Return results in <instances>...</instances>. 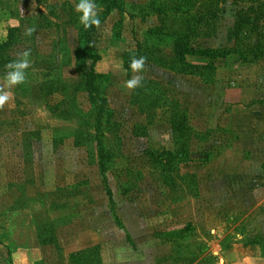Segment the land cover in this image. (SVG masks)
Returning a JSON list of instances; mask_svg holds the SVG:
<instances>
[{"label": "rangeland", "instance_id": "rangeland-1", "mask_svg": "<svg viewBox=\"0 0 264 264\" xmlns=\"http://www.w3.org/2000/svg\"><path fill=\"white\" fill-rule=\"evenodd\" d=\"M118 1L120 9L108 12L95 0L101 23L93 39L100 55L93 87L106 104L105 143L112 150L105 179L96 140L79 142L96 132L75 105L89 112L97 92L75 96L93 63L82 58L80 14L68 6L78 0H0V41L9 26L21 28L13 56L30 51L29 68L37 67L0 109V264H18L13 253L23 246L37 248L42 264H77L74 254L95 247L100 253L89 256L104 264H264V56L252 64L235 55L190 57L199 68L183 75L175 45L176 35L193 27L202 47L232 51L237 14L251 2L181 0V9L180 0ZM54 12L62 18L48 26ZM72 19L78 22L64 23ZM259 23L246 27L239 44L264 46ZM140 57L141 72L125 68L126 59ZM49 66L61 69L64 85L52 96L39 90L52 77L42 71ZM5 75L0 68L3 91ZM137 75L142 86L128 89L126 81ZM150 81L162 85L163 96ZM166 99L189 111L194 135L186 147L174 139ZM136 126L147 135L135 136ZM151 156L171 164L164 174L153 170ZM193 176L204 188L223 180L229 193L197 204L185 190ZM179 199L190 200L194 214L172 218ZM39 235L43 245L36 247Z\"/></svg>", "mask_w": 264, "mask_h": 264}, {"label": "trees", "instance_id": "trees-1", "mask_svg": "<svg viewBox=\"0 0 264 264\" xmlns=\"http://www.w3.org/2000/svg\"><path fill=\"white\" fill-rule=\"evenodd\" d=\"M105 2L106 7L108 12H112L116 9H120V2L118 0H102ZM236 3H239L240 0H234ZM250 1L251 6L248 8L240 9L238 14H237V20H236V26H235V31H234V36L235 40L237 43V47L233 49L232 51H224V50H219L215 48H204L202 47L198 40L196 39V31L195 28H188L186 31H183L182 33H178L176 36V49H177V56L179 59L180 66H182L178 72L179 74L183 75H192L194 69H197L196 65L190 63L188 61V58L193 57V58H205L209 60H219V59H227L230 56H237L240 60V63L242 64H252L261 59V57L264 56V46L262 43H257L255 45H241L239 42L241 39H245L247 36L246 33V27H257L258 25L260 26L261 21H264V2L261 3L258 0H244ZM184 3V0L182 1ZM257 2V3H256ZM175 2L174 4H176ZM181 4V0H180ZM178 5L177 8H184L183 4ZM69 9H71L72 12L76 13L75 11V6L70 4L68 5ZM63 9V7L61 8ZM179 9V11L181 10ZM44 14H42V11L39 12V19H42ZM52 17H55L54 20H51L48 16L46 17L47 20V25L48 26H54L57 20H61L62 16L59 14L57 15L55 12L50 13ZM78 15V14H77ZM76 15V16H77ZM45 16V15H44ZM79 16V15H78ZM214 16V15H213ZM199 22L203 21V18H199ZM67 22H78V19H72L71 21H65L64 23ZM80 23V22H79ZM80 30H81V37L83 40V53H82V58L85 61H92V65L87 72V82H83L82 85L78 84L76 88V94L81 93L82 91H90L94 92L96 90L97 94L92 97V109H90L89 112H84L83 110L80 109V106L78 104L75 105V109L77 110V115L84 116L86 121H89L92 125V129L90 132H96V135L92 133H88L87 136L80 135L81 138H79V142L84 138V139H94L97 142V156L100 159V168L102 171V174L104 175V178L106 179V157L109 152H112V150H108V147L105 143V138H106V123L103 120L104 114L106 113V104L103 103L102 101H98L97 96L99 91L93 87V83L98 79V74L95 70L96 64L99 63L100 61V55L98 54V51L95 49L93 46V39L94 36L97 33L98 27L93 26L89 30H84L83 26L80 24ZM24 35V31L19 28V27H8V36L5 41H0V68H4L9 62L16 60L15 57L13 56V51L15 47L20 45V40ZM246 35V36H245ZM54 65V64H53ZM125 68L129 69L130 68V61L129 59H126L125 61ZM36 68H29L27 70L28 73H36ZM49 70L42 69V71H50L48 73V79L44 80L43 83L40 86V91L46 95V96H52L54 94H57L60 92L61 88H63V82H62V76L59 70L61 69H56L54 66H49ZM172 71H175V67L171 68ZM149 86L153 90V92L158 94L160 91L161 93L163 92L164 88L160 83H157L155 81H150ZM25 83L22 85V88ZM93 89V90H92ZM26 91H29L26 89ZM93 95V93L91 94ZM163 96V93H162ZM133 103H139L140 100L138 98L133 99ZM164 106H167V113L169 114L168 117V124L170 125V129L172 130V133L174 135V139L177 141V143L183 144V147H186L187 143L190 141V139L194 135V128L191 126V117L189 114L188 109L181 110L182 108V102L179 100H168L166 99L164 101ZM141 108H144L141 105ZM137 131H134L135 136L138 137H143L147 135L146 131H144V127L136 126L135 127ZM140 130V131H139ZM119 130L116 129L112 131L116 135V138H119ZM139 131V132H138ZM79 137V136H78ZM77 137V139H78ZM120 139V138H119ZM57 143L60 142L59 139L56 140ZM185 142V144H184ZM79 144V143H78ZM150 152H147V155ZM211 155L210 153L207 154V158L205 159V162H209L211 160ZM150 163L151 166L154 168L153 170L159 171L161 174H164L167 169L169 168V164L167 161L161 160L160 157H150ZM188 162V161H187ZM171 165V164H170ZM194 165V164H193ZM109 189V187H108ZM191 190L190 195H187L189 197L188 199H194L197 204L200 203V184L196 181V177L193 176L190 180L188 185L185 187V190ZM110 190V189H109ZM185 193V191H184ZM110 196L111 200L113 203V195L110 191ZM183 200L179 199L174 201L175 203L182 202ZM113 212L115 210L113 209ZM117 217V214H116ZM118 219V217H117ZM185 227L180 230L181 234H188L189 233V228ZM40 245H43V240L41 239V236H38ZM253 243H249L251 245ZM99 247L91 248L88 249L85 252H79L74 254V258L77 262V264H104L100 259H97L96 257H90V254H95V252H98ZM100 253V251L98 252ZM39 264H42L40 262Z\"/></svg>", "mask_w": 264, "mask_h": 264}, {"label": "clouds", "instance_id": "clouds-1", "mask_svg": "<svg viewBox=\"0 0 264 264\" xmlns=\"http://www.w3.org/2000/svg\"><path fill=\"white\" fill-rule=\"evenodd\" d=\"M75 11L80 14L79 22L84 30H89L93 26L99 27L101 21L95 0H78ZM33 31L34 29L29 28L26 34L30 36ZM30 56V51H25L17 60L11 61L5 66L4 82L7 91L0 90V109L9 101L11 90L25 83L27 70L31 66ZM145 62V57L133 58L130 68L134 73H139L143 70ZM125 86L130 90L142 86L140 76H133L132 79L126 81Z\"/></svg>", "mask_w": 264, "mask_h": 264}, {"label": "crops", "instance_id": "crops-1", "mask_svg": "<svg viewBox=\"0 0 264 264\" xmlns=\"http://www.w3.org/2000/svg\"><path fill=\"white\" fill-rule=\"evenodd\" d=\"M211 185L212 186H207L205 188L202 185H200V199L202 198L205 201L207 199L216 198L219 195L221 196V195L229 193V185L227 184V182L225 183V181L223 180L215 182ZM192 204L193 203H191L190 200H187L186 202L174 204L173 206H171L170 215L172 216V218H174L175 216H179L183 214L184 215L194 214V209L193 207H191ZM34 241L36 242V247H41L38 236H36ZM27 248L28 246L27 247L25 246V249L23 246L20 248V249H23L22 253L20 252L18 254L19 251H16L15 253H13V256H16V259L17 257H19L18 259L20 262L18 264H39L40 262H42L41 259L43 257L40 255L39 256L35 255L37 248H30V246H29L30 249L29 248L27 249ZM15 264H17V262Z\"/></svg>", "mask_w": 264, "mask_h": 264}]
</instances>
